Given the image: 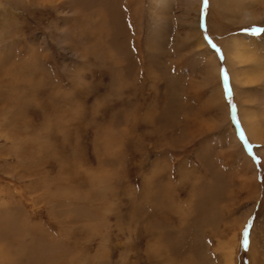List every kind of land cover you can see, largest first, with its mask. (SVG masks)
<instances>
[{"label":"rangeland","instance_id":"obj_1","mask_svg":"<svg viewBox=\"0 0 264 264\" xmlns=\"http://www.w3.org/2000/svg\"><path fill=\"white\" fill-rule=\"evenodd\" d=\"M194 3L0 0V264H264V0Z\"/></svg>","mask_w":264,"mask_h":264},{"label":"bare ground","instance_id":"obj_2","mask_svg":"<svg viewBox=\"0 0 264 264\" xmlns=\"http://www.w3.org/2000/svg\"><path fill=\"white\" fill-rule=\"evenodd\" d=\"M194 2L197 3L199 2V0H194ZM221 48L224 54L226 55L227 61L230 63L228 67H230L231 69L230 71L231 83L238 84V85L240 84L245 85L249 82L257 81L260 78L261 73L264 74V60L258 56L259 51L264 49V45L260 43V40L258 38L247 39L244 36L243 37L238 36L237 38H234L232 42H230V46L222 45ZM231 61L234 62V64H236L237 67L238 65L242 67L241 64L249 63L251 65V69L250 71H246L243 68H240L238 71L237 70L232 71ZM215 62L216 61L214 57H209L208 63L212 67H214ZM244 114L242 116V120L245 124L244 127L246 130L247 136L249 137L251 141L255 143H259L260 141L258 139L259 137L258 135H261V134L259 131V127L255 122V117L252 116L253 114L249 115L250 113L247 116H244Z\"/></svg>","mask_w":264,"mask_h":264},{"label":"snow or ice","instance_id":"obj_3","mask_svg":"<svg viewBox=\"0 0 264 264\" xmlns=\"http://www.w3.org/2000/svg\"><path fill=\"white\" fill-rule=\"evenodd\" d=\"M247 234V226L245 228V235ZM245 243H247V240H245Z\"/></svg>","mask_w":264,"mask_h":264}]
</instances>
